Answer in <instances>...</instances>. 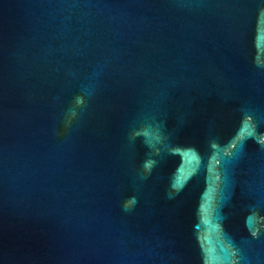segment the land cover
Instances as JSON below:
<instances>
[{"label": "water", "instance_id": "95a60500", "mask_svg": "<svg viewBox=\"0 0 264 264\" xmlns=\"http://www.w3.org/2000/svg\"><path fill=\"white\" fill-rule=\"evenodd\" d=\"M0 264H264V0H0Z\"/></svg>", "mask_w": 264, "mask_h": 264}]
</instances>
